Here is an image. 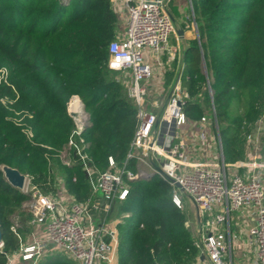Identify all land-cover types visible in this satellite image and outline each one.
I'll return each mask as SVG.
<instances>
[{
    "label": "trees",
    "instance_id": "16d2710c",
    "mask_svg": "<svg viewBox=\"0 0 264 264\" xmlns=\"http://www.w3.org/2000/svg\"><path fill=\"white\" fill-rule=\"evenodd\" d=\"M190 2L197 38L182 56L181 86L189 95L183 112L191 122L212 114L224 164L243 161L264 115V0ZM115 28L109 0H0V165L29 176L45 193L55 194L54 168L74 201L90 197L81 166L58 157L73 130L66 110L72 96L88 118L80 137L94 168L103 172L109 157L120 164L127 153L138 120L121 73L107 69ZM127 186L114 210L122 220L116 264H192L197 250L171 187L156 176ZM25 200L0 172V264L17 253L16 234L28 231ZM57 257L36 264H76Z\"/></svg>",
    "mask_w": 264,
    "mask_h": 264
},
{
    "label": "built area",
    "instance_id": "2783aa9c",
    "mask_svg": "<svg viewBox=\"0 0 264 264\" xmlns=\"http://www.w3.org/2000/svg\"><path fill=\"white\" fill-rule=\"evenodd\" d=\"M109 4L115 15L123 16L124 29L107 47V69L127 75L128 80L118 81L136 108L138 124L123 161L116 164L109 157L107 170L99 172L80 137L87 115L77 96L69 99L66 110L73 130L58 157L63 165L81 166L90 197L76 202L63 189L61 196L45 193L25 175L21 193L26 200L21 208L31 232L26 244L16 234L19 248L14 255L22 262L34 264L43 251L51 249L76 264H116V225L122 221L114 216L116 205L125 199L128 181L156 176L171 187L172 202L178 209H183L181 193L195 211L192 245L197 255L192 264H233L236 238L230 234L228 223L230 216L243 208H251L254 217V225L247 232L253 253L250 264H264V190L260 182L264 165L254 160L237 162V167L250 171L228 177L222 159L221 164L190 163L187 159L189 147L181 136V129L188 123L183 107L189 99L181 86L184 49L168 11V0H109ZM170 65H174L172 77L165 84L162 77ZM155 76L163 83L158 92L165 93V101L163 105L152 102L149 108L150 83ZM74 97L78 98L77 105L71 109L69 104ZM24 132L31 136L28 130ZM251 139L249 136L247 141ZM40 228L42 239L33 230ZM11 230L15 233L14 227ZM12 256L7 258V264L13 261Z\"/></svg>",
    "mask_w": 264,
    "mask_h": 264
},
{
    "label": "crops",
    "instance_id": "0c3cea01",
    "mask_svg": "<svg viewBox=\"0 0 264 264\" xmlns=\"http://www.w3.org/2000/svg\"><path fill=\"white\" fill-rule=\"evenodd\" d=\"M170 2V3H169ZM172 0H168V11L174 21V25L177 29L182 30V37L180 38V44L182 45L183 49L186 45H183L182 41L185 38V28L190 26L192 28L193 36L195 37L197 34L193 29V25L191 22V16L188 15L187 22L185 23L181 19L179 20L178 18H175L171 12L170 8L174 9L173 3H171ZM178 3H180V0H178ZM190 0H188L187 4L185 6L180 7V11L185 10L186 8L190 9L189 5ZM176 13V12H175ZM178 14V13H177ZM120 19L122 20L121 24V29L119 32H115V38L120 36L123 32L124 29V18L123 16H119ZM190 21V23H188ZM185 24V25H184ZM179 37V36H178ZM197 38V37H196ZM167 71H165V74L163 75L162 79L166 83L169 82V80L172 77V71L174 69V65H170L167 67ZM155 75H157V70L155 68ZM119 77L121 79H126L127 80V75L120 74ZM159 79V77H158ZM150 86H152L151 90V97L158 92V89H160L163 86L162 82H159L157 80L156 76L155 79L150 83ZM151 103L148 105L149 108L153 105V103H159L157 99H154L150 101ZM153 102V103H152ZM212 121L214 123V135L213 137L215 138L216 141V149H213L212 143H211V137L208 135L207 132H204V130H199L198 132L195 133L194 129H196V124H199V122H191L188 120V123L186 126H184L181 129V136H183V141L187 143L188 145V161L191 163H211V162H216L221 164V159L223 162L222 158V153L220 151L219 145H218V140H217V135L218 130H217V125L215 122V119L213 115L211 114ZM201 131V132H200ZM220 140V139H219ZM194 143V144H193ZM193 144V147H192ZM217 154L215 158V153ZM255 161L256 163L260 165H264V115H262L255 123V133L252 136V139L250 141H247V145L245 147V158L243 161H237V162H250V161ZM237 162L231 163V164H224V171L226 175L229 177L232 174H238V175H245L247 172L250 170L244 167H237L235 164ZM234 166H228V165H233ZM260 182L262 186V190H264V170H261V176H260ZM193 208V207H192ZM252 209L251 208H243L235 213H233L230 216L229 223H228V229L231 235H234L236 240H234V248L232 250V261L233 264H250L253 260V253H252V247L249 243L248 237H247V232L248 230L254 225V217L252 215ZM193 217L195 220V211L193 209ZM14 220L17 221L18 224H21L22 222L20 221V218L18 216H13ZM193 220V221H194ZM16 223V224H17ZM26 223V221H25ZM195 223V222H194ZM27 226V225H26ZM35 234L37 235L36 237L42 239V231L40 229H33ZM31 232V228L28 227V231L23 233V243L26 244L29 242V233ZM192 235V234H191ZM195 236V227H194V233L192 235V238ZM14 259L10 263L17 262V264H30L29 262H22L17 256L13 255L12 256ZM35 262L34 264H36Z\"/></svg>",
    "mask_w": 264,
    "mask_h": 264
},
{
    "label": "rangeland",
    "instance_id": "374dc122",
    "mask_svg": "<svg viewBox=\"0 0 264 264\" xmlns=\"http://www.w3.org/2000/svg\"><path fill=\"white\" fill-rule=\"evenodd\" d=\"M187 2H188V0H180V3H178V0H172L171 3H173L174 9L173 8L172 9L170 8L171 14L175 18H178L179 20L181 19L185 23L187 22L188 15L191 16V13H190L191 11L188 8H186L183 11H180V7L181 6H185V4H187ZM191 22H192V19H191ZM188 23H190V21ZM121 24H122V20L120 19L119 16L116 15V28H115L116 29V32H119L120 31ZM184 31H185V38L183 39L182 43H183V45H187L189 43V40L193 37V32H192V28H190V26L186 27ZM195 37H197V35ZM119 79H121V78L119 77ZM127 80H128V78H127ZM153 98L154 99H157L159 101V103H161L163 105V103L165 101V93L156 92V94H154L150 98V101H152ZM198 129L199 130L200 129L201 130H204V132H207L208 133V135L211 137V143H212L213 149H216V141H215V138L213 137L214 130L215 129H214V123L212 121L211 114L207 113L205 115V117L202 119V121L199 124H196V129H194L195 130L194 132L197 133L198 132ZM183 136L184 135H182V138H183ZM193 144H192V147H193ZM216 156H217V154L215 153V158H216ZM52 171H53L52 172V181H53L54 192L58 196H61L62 195L61 194L62 193L61 192L62 191V188H61L62 187L61 186V175L54 168L52 169ZM179 196H180V198L182 200L183 210H184V212L186 214V217H187V227H188L190 233L193 235V233H194V222H195V221H193L194 220V217H193V215H194L193 214V208H192L191 203L189 202V200L187 198L183 197V195L181 193H179ZM52 253H54L57 256H59V257L55 258L56 260H63V259H61V257H63V256L66 257V255L61 254V253H59L57 251H53L51 249H47V250L43 251L41 257L43 259V258L46 257V255H50ZM42 259H40V260H42ZM56 262H58V261H56ZM12 264H17V262H14Z\"/></svg>",
    "mask_w": 264,
    "mask_h": 264
},
{
    "label": "water",
    "instance_id": "95a60500",
    "mask_svg": "<svg viewBox=\"0 0 264 264\" xmlns=\"http://www.w3.org/2000/svg\"><path fill=\"white\" fill-rule=\"evenodd\" d=\"M176 33L179 36V38L182 37V30L177 29ZM0 172L2 173L4 180L7 182V184L10 187L21 192L25 182V175L19 173L15 169H12L4 165H0ZM175 187L179 188L177 184H175ZM0 245H1V232H0Z\"/></svg>",
    "mask_w": 264,
    "mask_h": 264
},
{
    "label": "bare ground",
    "instance_id": "6f19581e",
    "mask_svg": "<svg viewBox=\"0 0 264 264\" xmlns=\"http://www.w3.org/2000/svg\"><path fill=\"white\" fill-rule=\"evenodd\" d=\"M77 100L78 99H76V100H74L71 104H70V107H71V109H75V107H76V105H77Z\"/></svg>",
    "mask_w": 264,
    "mask_h": 264
}]
</instances>
